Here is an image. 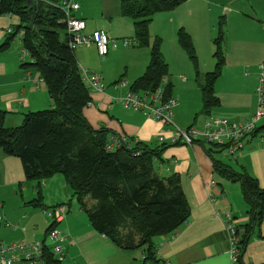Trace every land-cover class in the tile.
<instances>
[{
	"label": "crops",
	"instance_id": "0c3cea01",
	"mask_svg": "<svg viewBox=\"0 0 264 264\" xmlns=\"http://www.w3.org/2000/svg\"><path fill=\"white\" fill-rule=\"evenodd\" d=\"M77 1L79 8L74 14L86 21L87 33L104 30L114 39L134 41L127 47L112 49L105 57L98 53L103 68L95 65L93 45L89 49L83 48L85 45L77 46L78 50L75 47L80 67L100 71L105 80L104 91L91 92L85 116L95 129L105 126L121 136L136 137L148 143L164 135L165 142L162 143L169 146L163 151L156 169L162 177L178 175L189 202L188 220L174 233L154 239L159 264H234L229 252L227 224H235L243 233L250 220L241 183L219 174L207 151L210 144H174L173 134L177 126L201 127L207 117L242 122L254 113L258 105V66L264 60V0H185L174 10L154 15L153 22L156 18L169 19L162 29H172V53L178 56L183 68H189L188 72L192 73L191 67L176 41L179 29L190 35L195 52L199 51L200 67H207L201 73L202 80L207 72L215 70L217 64L213 55L212 60L203 62L204 51L209 47L214 54L219 44L224 58L221 75L215 82L220 101L209 114L203 112L201 89L199 91L194 84L177 77L170 80L172 86L168 91L177 98L178 104L173 110V124L169 125L148 117L144 111L127 108L122 102L132 83L144 74L151 59V45L157 37L162 39L165 61L169 58L162 29L150 33L151 45L140 46L135 42V22L123 14L121 0ZM19 24L20 18L15 14L0 15V107L7 112L5 126L10 128L20 126L26 113L52 106L47 85L31 66L32 59L24 54V46L13 48L17 41L23 43L22 36L17 35V39L6 44L7 29H14ZM118 51L126 52L130 59L122 68L106 67ZM119 78L122 80L117 86H122L121 89L113 87ZM257 129L233 158L226 156L230 161L223 160V154L215 156L237 171L247 170L264 189V122ZM39 196H42L41 204L33 205L31 202ZM86 200L93 202L90 196ZM60 204L67 207V213L61 222L54 223L46 211ZM0 217V244L42 242L51 251L53 246L61 244L64 256L58 264H144V248H119L93 228L88 214L72 196L63 174L57 173L40 181L29 180L21 158L7 154L1 147ZM51 228L59 231L63 239L58 242L51 239ZM240 264H264V217L252 225Z\"/></svg>",
	"mask_w": 264,
	"mask_h": 264
},
{
	"label": "trees",
	"instance_id": "16d2710c",
	"mask_svg": "<svg viewBox=\"0 0 264 264\" xmlns=\"http://www.w3.org/2000/svg\"><path fill=\"white\" fill-rule=\"evenodd\" d=\"M121 1L123 14L135 22L136 44L149 46V23L154 14L174 10L185 0ZM27 2L0 0V15L15 14L20 18V24L8 34L6 44L24 31V49L32 59L31 66L47 85L52 106L26 113L22 124L13 128L5 126L7 112L0 107V147L7 154L21 158L29 180L40 181L63 174L72 196L77 198L97 232L119 248H144V264H159L155 237L174 233L190 215L181 178L178 175L162 177L156 169L169 144L160 143L158 139L148 143L136 137L121 136L105 126L93 128L85 116L91 90L80 73L75 47L68 45L66 14L61 0H35L31 5ZM179 35L181 46L196 62L190 35L182 30ZM160 44L161 39L157 37L151 45L150 62L144 74L132 83L131 90L155 89L168 74ZM217 46L216 68L200 81L206 114L220 101L215 82L221 75L224 58L219 44ZM207 151L219 174L241 183L249 205L250 220L243 233L237 227L241 251L237 264H240L252 225L264 217V189L247 170L237 171L217 158L216 154L225 155L220 145H209ZM87 196L93 202L87 201ZM41 202L42 196H39L31 203L39 205ZM44 255L58 264L49 248H45Z\"/></svg>",
	"mask_w": 264,
	"mask_h": 264
},
{
	"label": "built area",
	"instance_id": "2783aa9c",
	"mask_svg": "<svg viewBox=\"0 0 264 264\" xmlns=\"http://www.w3.org/2000/svg\"><path fill=\"white\" fill-rule=\"evenodd\" d=\"M61 7L65 11L66 17L64 22L68 31V45L77 47L83 45H96L100 56L105 57L109 53L111 39L104 30H95L91 33L86 32V21L76 17L74 11L78 10L79 3L77 0H61ZM13 28L7 29V34L12 33ZM21 30L18 35H23ZM134 41L125 40L126 45ZM25 55L27 52L25 51ZM28 55V54H27ZM259 83L256 89L258 105L249 119L238 122L223 117H207L202 122L201 127L191 125L187 128L176 127L173 134V142L192 145L197 142H206L210 145H220L224 154L228 157H234L241 148L244 147L245 140L254 133L258 126L264 122V60L259 64ZM80 73L84 82L91 92H102L105 89L103 76L100 73L92 72L80 67ZM124 83V82H122ZM126 84V82H125ZM167 77H163L158 87L147 89L141 92L129 90L122 98L125 107L133 110L144 111L148 117L153 118L165 125L173 124V110L178 104L175 96L168 92ZM264 137V131L262 132ZM158 141L165 142V136L160 135ZM112 148L111 145L108 146ZM160 165V164H159ZM47 215L54 223L61 222L66 213L65 205H58L53 209L46 211ZM2 217H0V220ZM230 239V256L232 262L237 264L240 255V236L237 226L231 222L227 224ZM49 237L55 241L63 239V236L55 228L49 231ZM45 243H27L17 241L10 244H0V264H14L16 262H29L31 264H57L53 260H47L45 257ZM52 257L55 260L62 261L64 252L61 244H56L52 249Z\"/></svg>",
	"mask_w": 264,
	"mask_h": 264
},
{
	"label": "rangeland",
	"instance_id": "374dc122",
	"mask_svg": "<svg viewBox=\"0 0 264 264\" xmlns=\"http://www.w3.org/2000/svg\"><path fill=\"white\" fill-rule=\"evenodd\" d=\"M80 2H81V0H80ZM162 12H164V11H162ZM157 13H159V12H157ZM153 19H154V16H153ZM168 20H169L168 18H156L155 22H153V20H152L149 23V32L152 33V32H155L158 29H162L163 25ZM152 22H153V25L151 24ZM178 28L179 27H176V29H178ZM180 30L181 29L178 30V33H177V36H176V41L179 44V46L181 47L183 53L185 54V57H186V59H187V61L189 63V67H191L192 73L188 72V70H189L188 67L184 66V68H183V64L182 65L180 64L178 56L174 55L172 53V43H171V40H170L172 29L170 27H166V28L162 29L161 32L166 37V39H165V46H166L165 49H166V52H167V56H169V58L167 57L168 58L167 59L168 62L166 61L167 64L169 63L168 71H167L168 72L167 80H168V84H169L168 87L171 88V86H172L170 80L177 77V79H182L183 81H186L188 83L190 82V83L194 84V86L197 87L199 89V91H200V87H198L196 77L198 75L197 78H199L200 81H201L203 79V77L200 78L201 73H204L205 71H203V70H206L207 67L204 66V65H202V67H200L199 57H197V61L194 62L193 59L190 57L189 53L181 46L180 41H179V39H180V35H179ZM109 37L111 39L109 51H111L112 49L120 48V47H123V48L127 47L126 44H125V40L126 39H114L115 37L111 36L110 34H109ZM17 38L18 37L16 36L15 39H17ZM92 45L93 46H91V45L87 46L86 45L83 48H85V49H89L91 47L95 48L96 49V52H95L96 56L94 57L95 65L98 66V67H102L103 68L102 62L100 61L101 58L99 59L97 46L94 45V44H92ZM169 45H170V47H169ZM19 47L23 48V43L17 41V43L15 45H13V48L14 49H18ZM217 47L218 46L216 45L214 54H212V48H210V50H209V47L207 48L206 51H204V53H203V62H207L208 59L212 60L213 57L216 58V61H217V57L215 56V53L217 51ZM160 48H162V39H161ZM78 49H79V47L76 48V50H78ZM161 50H163V48ZM197 52H199V51L196 50V54L198 56ZM212 55H213V57H212ZM170 56H172V58H170ZM129 59H130V56L126 52L118 51V52L114 53V55L112 56L111 61L106 64V67L111 68V69L116 68V67H118V68L121 67L122 68V65ZM92 72H96V73H100L101 74V72L98 71V70H92ZM183 75L186 77V79H185V77H183ZM121 78L128 80L126 77H121ZM121 78H119L116 82L113 83V87L114 88H119V89L122 88V86H117V85L121 84V80H122ZM93 92H95V91H93ZM200 119H202V118H199V120ZM177 127H179V126H177ZM179 128H187V127H179ZM224 157H222L223 160H229L230 161V159L226 158V156H224Z\"/></svg>",
	"mask_w": 264,
	"mask_h": 264
},
{
	"label": "water",
	"instance_id": "95a60500",
	"mask_svg": "<svg viewBox=\"0 0 264 264\" xmlns=\"http://www.w3.org/2000/svg\"><path fill=\"white\" fill-rule=\"evenodd\" d=\"M35 0H28L27 5L34 4Z\"/></svg>",
	"mask_w": 264,
	"mask_h": 264
}]
</instances>
